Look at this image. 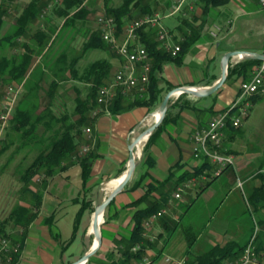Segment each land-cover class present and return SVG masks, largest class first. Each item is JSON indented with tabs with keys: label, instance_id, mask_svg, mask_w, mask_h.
<instances>
[{
	"label": "trees",
	"instance_id": "16d2710c",
	"mask_svg": "<svg viewBox=\"0 0 264 264\" xmlns=\"http://www.w3.org/2000/svg\"><path fill=\"white\" fill-rule=\"evenodd\" d=\"M86 1L28 0L24 6L18 9L17 5H14L15 0H0V30L5 18L8 16L13 15L16 20L15 25L10 31L2 36L0 35V90L2 85L4 88L6 85L9 87L12 83L16 85L21 84L22 86V90L19 93L21 97L19 96L20 99L13 113L8 118L3 134L0 137V155L11 144L16 145L15 151H19L20 148H24L25 146L35 148L36 151L34 158L27 165L20 166L16 171L18 175L15 179L20 183L18 188L20 197L31 194L35 201L40 200L41 193L33 191L31 188L32 185L38 183L36 178L42 184H46L49 179L53 178V175L63 171L68 163L71 162H78L80 164V175L82 176V181L85 183L90 175L91 161L97 156L93 151L82 152L81 150L87 142V139L84 137V128L90 127L93 124L94 117L98 114H92L99 106L97 103L98 88L103 87V85L111 81L115 68L108 58L91 60L82 69L78 68L77 61L87 50L106 51L110 50L109 46L102 40L99 32L92 28L86 31V39L78 55L71 56L68 59L67 52L61 50L53 59L50 57V48L59 32L63 28L72 29L75 27L77 21L86 19L87 14L90 12ZM104 1L105 13L115 16L114 18L121 25L123 23L122 18L124 17L133 18L145 13L152 14L154 12L164 13L171 0H166L163 5L156 3L154 8L150 4L151 0H121L117 6L108 4V0ZM198 1L202 3L203 13L207 14V6L210 3L219 4L225 0ZM51 2H53L52 9L42 20V23H40L41 17L44 16ZM179 19L180 23L176 28L180 37L173 36L174 42L180 44V51L176 56H171L158 45L159 43L154 39V30L141 32L142 39L152 58V70L149 74V82L145 87L146 90L144 92L133 90L127 95L118 93L107 105V110L110 113L118 114L134 106H145L151 110L162 101V88L158 85L159 78L156 73L161 72L166 62L181 63L187 47L200 37L204 26L203 22L198 25L195 24L196 16L194 15H190L189 17L179 15ZM60 22L61 25L57 28ZM8 48L13 49L14 52L8 54V50H6ZM112 55L115 56L114 54ZM35 58H39V60L33 64ZM260 62L258 59L243 58L237 63H229L226 79L242 76V80H246L245 78L250 76L251 71L254 70L253 68ZM47 72L50 75V79L44 91L46 103L41 105L39 103L41 99H39L40 95L38 91L43 88L41 84L42 77L48 75ZM67 80L83 83L87 86V91L82 93L77 85L73 84L71 87L74 91L73 101L75 105L73 110L70 113L62 112L58 114L54 110V97L56 96L59 83ZM167 87L169 90L172 89L170 85ZM183 95L185 94H180L179 98ZM258 96V94L253 95L250 98L251 101L254 102L256 98H259ZM170 101L168 102V106ZM175 119L176 115L173 116L169 109H167L161 123L150 134L144 150H147L162 129ZM40 127H42L41 131H39ZM238 128L232 127L230 123L227 125L225 138L220 148V152L223 154H230L232 152L228 149V142L234 138L236 135L235 131H238ZM230 166L231 164H228L216 173L215 165L206 159L201 166L193 170L192 174L197 175L206 170L208 180L203 187H200V190H203L205 186H210ZM190 176H192L190 173H183L177 180L172 181V176L169 175L162 181L155 180L154 183L150 182L148 184L144 182L148 177V172H145L134 182L131 188H142L141 196L121 206V208L135 207L131 216L132 228L128 236L118 242L119 246L117 250L120 252V255L110 258L104 264H135L141 262L145 257L148 259L147 264H151V260H155L152 257L149 258L146 254V249L151 243L149 238L143 235V222L150 214L167 205L170 190L159 191L158 196L153 195L152 192L166 187L167 184L172 186L171 190H173ZM255 176L261 179V183L253 186L245 197V201L249 207H252L253 213L259 212L264 208V174L262 170L255 173ZM113 200L107 207L108 212ZM36 204L35 202V204L28 207L16 201L6 215L0 219V235L8 236L13 243L21 245L19 241L21 235L13 240L11 234H9L8 227H25L34 216L33 209ZM86 208H89L91 211L94 210L90 201L83 200L76 214L75 226ZM118 214L119 211L105 213L107 217L104 222L117 217ZM52 216L47 217L46 221L50 222ZM253 221L254 225L264 224L263 217H256ZM166 222L165 225L167 228L169 227V231L164 241L171 235L172 230L176 226H179L181 236L188 249L196 241L199 232L194 231L192 227L183 225L179 219L170 223ZM252 234L253 230L250 231L247 239L250 240ZM247 241L240 244L235 240H229L223 245H212L202 252L186 250L187 252H191V254L185 259V262L186 264H222L225 260H234L239 257ZM137 244L139 248L133 251L132 248ZM160 252V250L157 251L158 255L155 258L160 256ZM255 252L256 255L264 257V246L259 244L257 235L255 237ZM111 253L114 255V250ZM17 257L18 254L14 256V263ZM90 260L91 258L85 264H88Z\"/></svg>",
	"mask_w": 264,
	"mask_h": 264
},
{
	"label": "crops",
	"instance_id": "0c3cea01",
	"mask_svg": "<svg viewBox=\"0 0 264 264\" xmlns=\"http://www.w3.org/2000/svg\"><path fill=\"white\" fill-rule=\"evenodd\" d=\"M194 1H196L195 7L190 5L192 0H186L181 13L165 17L169 18L174 17L175 15L186 17L187 14L184 9L185 6H187L186 10H192L195 8L197 11L195 24L198 25L203 22L204 26L201 30L200 37L187 47L181 63H174L173 61L166 62L163 65L161 72L156 73L159 78L158 85L162 88V99L169 91L167 87L168 85L172 88L184 85L192 87H209L216 83L221 75L222 56L227 51L236 50V48L229 42L224 44L217 43L215 47L218 49L220 48L221 50L216 51V48L212 45L211 48L210 44L212 43V40L218 38L219 35L228 33L233 29L234 22L236 18H238L233 17V15L236 14L235 11H242L243 19H241V22L247 29L260 23L255 17H251L252 13H255V10L251 8V0H225L219 4L210 3L209 6H207V14L203 13L202 3L198 0ZM254 1L256 3V5L253 4L254 6L258 7L260 11L261 9L264 10V8L260 7L256 0ZM23 4L25 3L23 2L22 5H18V8L24 6ZM227 8L233 10L232 16L229 18L226 13V11H228L226 10ZM177 17L179 18V16ZM209 17L214 21L210 30L207 26ZM15 21L16 20L13 15L5 18L0 30V35L2 36L10 31L15 25ZM218 22H221V24H218ZM179 23L180 19H178L177 23H174L171 26L167 24L165 25L171 30H177L176 26ZM60 24L61 23L58 24L57 28L60 27ZM214 30H216V32H214ZM210 31H213L215 34L210 35ZM205 33L209 34L212 38L207 36ZM174 35H176V33ZM209 47L210 50L208 49ZM6 50H8V54L14 52L11 48ZM244 51L258 53V51L253 49ZM205 53H207V55H205ZM205 56L213 59L212 63H214V66L210 72L206 73L200 68H195V66L192 69L189 68L194 64H200L201 58ZM241 59L242 57L237 55L234 56L229 63L234 64ZM38 60L39 58H35L33 64H35ZM109 61L113 64L115 70L121 64L120 60L115 56H111ZM249 77L245 79H249ZM228 80L235 83L236 87L234 89L232 87L233 83L224 85V83ZM240 81H242V76L226 79L218 90L205 97H195L184 93L185 95L180 98V94H175L174 98H172L173 96L170 98L171 101L167 109H169L173 116L176 115V119L171 121L164 129H162L160 134L156 137L155 141L149 145L147 150H144V146L150 135L140 142L139 145H142V155L138 157L135 154L134 159L137 165L134 168L130 180L122 189H126V191L132 193L133 198L125 202H121L116 206L114 211H119V214L117 217H114V220L101 223V230L103 228H109L114 232V236L111 239L102 238L100 248L107 242L111 251L114 250V256L120 255V252L117 250L119 246L118 242L123 240L122 238L128 236L133 225L131 220L132 212L135 210V207L121 208V206L141 196L142 188L132 189L131 187L145 172H148V177L144 180V182L148 184L150 182L154 183L155 180L162 181L169 175L172 176V181L177 180V178H179V176L183 173H190L192 175L182 181L183 183L179 184L183 186V184L187 182L190 183L189 186H184L179 198L174 197V193L178 185L171 190L172 186L167 184L166 187L152 192L153 195L158 196L159 191L164 192L166 189L170 190L168 205L171 200H174L176 201V207L173 209L172 207L169 209L167 208V210L170 214H172V216L177 217L179 221H182V218L189 214L192 206L200 197L205 198L206 201L210 200V194L214 192L211 185L208 187L205 186L203 190H200V187H203L205 182L208 180L206 170L198 173L197 175L192 174L194 172L193 170L203 164V161L194 158L192 155V135L197 129L204 127L214 114L222 111L233 102L239 92ZM258 97L264 98V94H259ZM160 103L161 102H159V104L151 110L145 106H134L123 110L118 114H112L109 111H101L96 115V117H94V122L90 126V133L87 134L84 132V137L87 139V142L84 145H88V151H93L97 154V156L93 159V161H91L90 175L85 183L82 181V176L80 175V164L78 162H71L68 163L63 171L53 175V178L51 180L49 179L46 184H42L39 182L38 178H36L38 183L36 185H32L31 188L33 191H39L41 193L40 200L35 201L31 194L20 197L17 190V196L13 204L16 201L28 207L35 204V202L37 204L33 209V218L25 227H8V231L10 232L9 234H11L13 240L21 235V239L19 240L21 245L18 257L14 264L72 263L71 260H68V256L73 257L76 253L71 250V247L76 237V233L81 226L83 227V238L85 242L81 245L82 249L79 251V256L77 257L75 255L77 260L80 255H83L92 248L94 235L91 231V223L94 210L91 211L89 208H86L82 212L79 221L75 226L76 214L80 209L81 203L83 200L90 201L91 206L95 208L96 205H98L103 199L107 198V195L115 187L114 185L117 184L115 183V180L119 177L121 178L127 170L129 153L128 146L130 142L155 121L156 116H158L156 115V109ZM232 140H229L228 145L232 142ZM230 155H233L234 158L236 154ZM238 166L241 171L247 169V165ZM255 173L256 172H254V174H249L247 172L246 174L249 175L241 177V184L239 185V188L244 199L253 186L261 183L260 179L255 178ZM232 193L233 191L230 190L225 195L224 200L231 196ZM12 205L10 206L12 207ZM250 209L252 210V207H250ZM86 213L88 214V217L85 221L84 216ZM164 214H166V210ZM258 214L259 217L264 218V208L261 209ZM51 215H53L51 221L47 222L46 218ZM162 216L153 221L146 231V237L149 238L150 243L153 241L155 242L157 239L160 240L157 250L152 249L151 245H149V248L146 249L147 256L155 259L153 261L151 260V264H159V262H161L160 258L163 257V255L167 256L164 250L168 247L172 249L176 245V242L172 239V234L178 231L179 226H176L172 230L171 235L164 241V238L169 231V227L167 228L165 225L166 221H164V224L162 225L158 223ZM1 218L2 217H0V219ZM211 219H214V214H212L210 220ZM117 220H121L123 223H115ZM210 220L207 221V224H203L204 226L202 225L203 231L199 232L198 229L194 228V214L192 213L190 215L186 225L192 227L194 231L199 233L196 241L193 242L189 249L185 242L182 243L181 240L177 242L178 249L180 251V255L176 256L177 260L181 258L185 260L188 258L191 252H187L186 250H193V252L197 251L195 250L196 244L203 234H205L204 238H206L211 245H223L229 240L236 241V236L226 231V222L219 221L217 225L210 222ZM255 226L258 228L257 225ZM236 230L240 231L239 228ZM159 250L161 251L160 256L155 258L157 257V251ZM160 264L169 263L162 262ZM258 264L264 263L261 261V263Z\"/></svg>",
	"mask_w": 264,
	"mask_h": 264
},
{
	"label": "rangeland",
	"instance_id": "374dc122",
	"mask_svg": "<svg viewBox=\"0 0 264 264\" xmlns=\"http://www.w3.org/2000/svg\"><path fill=\"white\" fill-rule=\"evenodd\" d=\"M28 2V0H15L14 5H22L24 2L25 4ZM166 0H151L150 4L152 8L158 4H164ZM104 0H87L86 5H89L90 12L87 14V17L85 20H79L76 22L75 27L71 28H63L61 32H59L58 36L54 39V43L52 45L50 57L53 59L55 55H57L61 50H65L67 52V57L70 59L71 56L78 55L81 52L82 44L86 39V31L89 29L94 28V22L95 18L98 14L104 13ZM121 0H108V4H111L113 6L119 5ZM23 4V5H25ZM255 10V13H252L251 17H255L257 21H259L260 25L257 24L256 26L247 29L244 25H242V11L237 12L233 15L234 18H236L234 22L233 29L225 34L219 35L218 38L215 40H212V43L210 44V47L212 48L217 45V43H232L234 47L236 48V51H244L248 49H253L258 51V53L264 52V10L258 9V7L254 6L256 5L254 0H251L250 3ZM193 7L196 5V1L192 0L191 4ZM53 2H51L48 5V9L44 13V16L41 17L40 23H42V20L45 18L47 13L52 9ZM170 6V3L168 7ZM185 6V12L187 14L186 17H189L190 15L197 16V11L195 8L192 10L188 9L186 10ZM20 9V7L18 8ZM168 9V8H167ZM167 9L164 13L167 12ZM227 17L229 18L232 16L233 10L226 9ZM161 13V12H160ZM163 14V13H161ZM179 15H175L174 17H169L163 19L164 24L172 25L174 23L178 22ZM250 17V16H249ZM61 23V22H60ZM213 19L210 17L207 21V26L209 30L211 29V26H213ZM218 24H221V22H218ZM61 25V24H60ZM172 34L174 35L176 33V36L179 38V34L176 29H172ZM216 32V30H214ZM207 36L209 34L205 33ZM211 35V34H210ZM212 38L211 36H209ZM222 39V40H221ZM221 40V41H219ZM212 45V46H211ZM210 47L208 48L210 50ZM216 48V47H215ZM221 49L216 48V51H220ZM113 53L110 50L102 51V50H87L77 61V65L79 69H82L86 63H88L91 60L94 59H102V58H110ZM207 55V53H205ZM49 57V56H48ZM47 57V58H48ZM44 58V57H43ZM222 59V58H221ZM243 59V58H242ZM212 58H207V56L201 58L200 64H194L192 67L189 68H200L204 72H210L212 70V67L214 66V63H212ZM42 61V60H41ZM48 74V72H47ZM50 79V75H44L42 77V90H39V103L42 105L45 104V95L44 91L48 86V80ZM233 83L232 81H226L224 85H228ZM77 85L78 89L85 93L87 91V86L83 83H79L75 80H67V81H61L59 83V86L57 88L56 96L54 97V110L56 113L60 114L62 112H68L70 113L73 110L74 107V91L71 88L72 85ZM16 84L12 83L10 86H15ZM8 85L1 86L0 95V113L3 112V97L4 92H6ZM233 89L236 87L235 83H233ZM23 95V94H21ZM18 97L16 98V105L18 100L20 99ZM44 97V98H43ZM174 98V97H172ZM35 99V98H33ZM205 99V98H203ZM251 106L247 111V116L241 120V123L239 125L238 131H235L236 135L234 136L232 142L228 145L229 150L232 152L230 154H236L234 156L233 165H231L228 170L223 172L220 176H218L213 183L211 184V187L213 188L214 192L210 194V200L206 201L205 198L200 197L196 203L192 206L189 214L184 216L182 218V224L186 225L188 223V219L190 215L194 214V228L198 229V231H203V224H207V221L210 220L212 214H214V219L210 220V222L217 224L219 221L226 222V231L232 235L236 236V241L240 244L244 243L246 240H248V236L251 230H255V223L253 221L254 218L259 217L258 212L253 213L250 207L247 205L245 199L242 197V193L240 192L239 188V182L241 180V177L247 176L249 174H254V172L258 173L261 172V170H264V98L259 97L256 98L254 102L250 99ZM157 110V109H156ZM154 123V122H153ZM152 123V124H153ZM150 124V125H152ZM149 125V126H150ZM42 130V127H40L39 131ZM3 134V133H2ZM17 143V142H15ZM16 145L11 144V146L0 155V217H3L6 215V213L10 209V205L13 204L16 198V192L18 190V187L20 183L17 178V169L20 166L27 165L35 156V148H30V146H25L24 148H20L19 151H15ZM138 149V150H137ZM134 153L136 156H141L142 154V145H139L138 148L136 147L134 149ZM263 161V162H262ZM262 164V165H260ZM4 165V166H3ZM137 165V164H136ZM238 165H247V169H244V171H241ZM3 166V167H1ZM246 168V167H245ZM250 170V171H248ZM260 170V171H259ZM258 171V172H257ZM249 174H246V173ZM251 172V173H250ZM255 177V176H254ZM257 178V177H255ZM254 178V179H255ZM257 179H260L259 177ZM14 180V181H13ZM261 180V179H260ZM264 180V179H263ZM233 191L231 196L228 198H225V195L229 191ZM133 198L132 193L129 191L122 190L120 191L114 198L112 205L109 207L108 212V206L104 210L103 217L101 218V223L105 221L106 217L105 213H111L115 210L116 206L120 204L121 202H125L127 200H130ZM175 202L174 200H171L169 205L167 203L166 207L164 209L166 210V214L162 216L160 221L158 222L160 225L164 224V221L171 222L177 219V217L172 216V214L169 213L167 208H175ZM163 209V208H162ZM174 211V210H173ZM88 217V214L86 213L84 216V219L86 221ZM110 220H114V218H111ZM112 222V221H110ZM100 223V226H101ZM117 224L123 223L121 220H117L115 222ZM213 226V225H212ZM225 227V226H224ZM257 231L256 235L259 239V244L261 246H264V224L257 225ZM240 231H237L238 229ZM166 233V232H165ZM101 235L103 239H111L114 236V232L111 231V229L103 228L101 231ZM205 234L198 240L195 250L202 252L206 249H208L210 246H212L206 238H204ZM93 238V236H92ZM172 239L174 242H176L175 247L166 248L164 252L167 254V256L172 257V259L177 260L176 256L180 255V251L178 249V244L180 240L182 243H184V240L181 236V232L178 228V231L172 234ZM160 240H156L155 242H151V248L154 250H157V247L159 246ZM84 238H83V227L81 226L80 229L76 233V237L73 241L71 250L75 251V255L79 256V251L82 249ZM113 242V240H112ZM173 243V242H172ZM258 245V243L256 242ZM149 248V247H147ZM153 250V251H154ZM260 250V249H259ZM74 255V256H75ZM94 255V254H93ZM260 255V254H259ZM70 257L68 256V260H71L74 262V260H77V257ZM82 255H80L79 258H81ZM161 257V262L164 261V257ZM182 256V255H181ZM115 257L111 253V249L109 248V245L107 242L105 245H103L101 248L98 249L95 256L91 257V260L88 264H104L105 262L109 261L110 258ZM78 258V259H79ZM159 259V260H160ZM182 259V258H181ZM158 260V261H159ZM264 263V257H260L257 255V263Z\"/></svg>",
	"mask_w": 264,
	"mask_h": 264
},
{
	"label": "built area",
	"instance_id": "2783aa9c",
	"mask_svg": "<svg viewBox=\"0 0 264 264\" xmlns=\"http://www.w3.org/2000/svg\"><path fill=\"white\" fill-rule=\"evenodd\" d=\"M260 7L264 8V0H256ZM186 0H171L166 13L154 12L145 13L133 18H122L123 23L118 24L113 15L105 12L96 16L94 29L97 30L110 51L117 57L121 64L115 70L111 81L98 88L97 103L98 108L93 111V115L101 111H108V103L120 93L127 95L133 90L144 92L149 82V74L152 70V58L142 39L141 32L154 30V39L160 47L171 56H176L180 51V44L174 42L173 34L163 23V19L176 13H181ZM218 30L217 28H215ZM211 35L215 33L210 31ZM252 70L249 79L242 80L239 83V92L233 102L222 111L214 114L207 124L197 129L192 135V155L201 160L208 159L216 165V173L224 166L233 165V155L220 152L224 138L225 129L230 123L232 127H239L241 120L247 116V111L251 106L250 98L256 94H264V60L257 64ZM22 90L21 84L9 86L4 92L3 112L0 113V137L8 118L13 113L16 106V98ZM91 128H84V132L89 134ZM82 152L88 151V145L82 147ZM264 174V170H262ZM189 182L178 185L174 197L179 198L184 186H189ZM239 184H241L239 182ZM165 210L160 209L152 214L143 222V235H146L150 224L164 215ZM257 228L247 241L244 249L238 258L234 260H225L222 264H256L257 255L255 252V237ZM20 245L13 243L5 235H0V264H14V256L19 253ZM139 245H135L132 250L135 251ZM164 261L169 264H186L184 259L174 260L165 256ZM145 257L141 262L135 264H147Z\"/></svg>",
	"mask_w": 264,
	"mask_h": 264
},
{
	"label": "water",
	"instance_id": "95a60500",
	"mask_svg": "<svg viewBox=\"0 0 264 264\" xmlns=\"http://www.w3.org/2000/svg\"><path fill=\"white\" fill-rule=\"evenodd\" d=\"M241 56L242 58H251V59H258L260 61L264 60V53H255V52H249V51H236L231 50L224 53L221 59V75L219 79L214 83L213 85L209 87H192V86H177L170 89L163 97L160 105L158 106L156 110V119L154 123L147 127V129L143 130L135 139H133L129 146H128V167L126 172L123 174V176L119 179L115 187L110 191V193L107 195V198L103 199L96 207L94 208L93 215H92V223H91V231L94 235V239H96V243L92 246V248L84 253L81 258L78 260L69 263V264H84L93 254L95 255V252L100 248V245L102 243V235H101V218L103 217L104 210L109 205V203L115 198V196L122 191L126 183L130 180L132 173L134 171V168L136 167V161H135V153L134 149L138 147L140 142L149 136L152 131L161 123V120L163 119L167 108H168V102L170 98L175 94H181V93H187L190 95H193L195 97H205L212 93H214L216 90H218L222 84L225 82L227 77V67L229 64V61L234 56Z\"/></svg>",
	"mask_w": 264,
	"mask_h": 264
},
{
	"label": "bare ground",
	"instance_id": "6f19581e",
	"mask_svg": "<svg viewBox=\"0 0 264 264\" xmlns=\"http://www.w3.org/2000/svg\"><path fill=\"white\" fill-rule=\"evenodd\" d=\"M154 115V114H153ZM155 117V116H154ZM138 150V149H137ZM119 179H120V177L118 178V179H116L115 180V183H117L118 181H119ZM111 182V181H110ZM114 183V182H113ZM115 186V185H114ZM107 188V187H106ZM110 189V188H109ZM94 243H93V245L96 243V239H94V241H93Z\"/></svg>",
	"mask_w": 264,
	"mask_h": 264
}]
</instances>
